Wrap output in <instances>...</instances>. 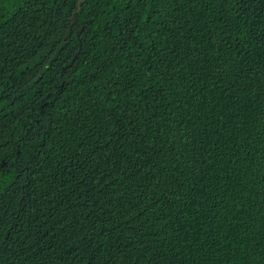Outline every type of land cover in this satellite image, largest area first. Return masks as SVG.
<instances>
[{
  "label": "trees",
  "instance_id": "trees-1",
  "mask_svg": "<svg viewBox=\"0 0 264 264\" xmlns=\"http://www.w3.org/2000/svg\"><path fill=\"white\" fill-rule=\"evenodd\" d=\"M0 264H264V0H0Z\"/></svg>",
  "mask_w": 264,
  "mask_h": 264
}]
</instances>
